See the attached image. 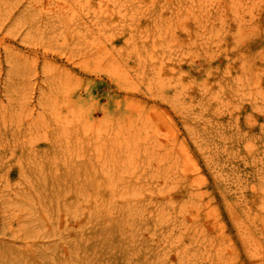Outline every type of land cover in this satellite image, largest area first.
Wrapping results in <instances>:
<instances>
[{"label":"rangeland","instance_id":"obj_1","mask_svg":"<svg viewBox=\"0 0 264 264\" xmlns=\"http://www.w3.org/2000/svg\"><path fill=\"white\" fill-rule=\"evenodd\" d=\"M0 264H264V0H0Z\"/></svg>","mask_w":264,"mask_h":264}]
</instances>
